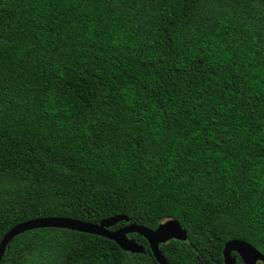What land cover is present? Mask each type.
<instances>
[{
  "label": "trees",
  "instance_id": "obj_1",
  "mask_svg": "<svg viewBox=\"0 0 264 264\" xmlns=\"http://www.w3.org/2000/svg\"><path fill=\"white\" fill-rule=\"evenodd\" d=\"M115 214L176 219L168 264L264 254V0H0V239ZM128 235L34 228L0 264H158Z\"/></svg>",
  "mask_w": 264,
  "mask_h": 264
},
{
  "label": "water",
  "instance_id": "obj_2",
  "mask_svg": "<svg viewBox=\"0 0 264 264\" xmlns=\"http://www.w3.org/2000/svg\"><path fill=\"white\" fill-rule=\"evenodd\" d=\"M121 220L128 221V217L123 214H115L93 223L67 216H44L18 222L9 228L0 239V263L8 242L17 234L34 228L57 227L96 234L113 240L124 251L142 253L144 246L128 235L129 233H137L145 238L149 250L158 264H168L159 249L160 243H165L170 239L183 241L187 238L186 230L174 218L161 222L155 228L134 222L114 229L110 228ZM222 255V264H235L237 256L243 264H257L258 262L264 264V254L242 239L227 240L224 243Z\"/></svg>",
  "mask_w": 264,
  "mask_h": 264
}]
</instances>
